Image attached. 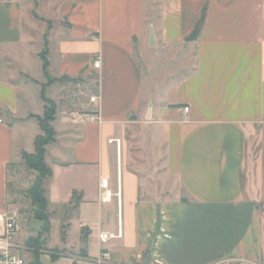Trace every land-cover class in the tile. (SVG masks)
Wrapping results in <instances>:
<instances>
[{
  "label": "crops",
  "instance_id": "crops-1",
  "mask_svg": "<svg viewBox=\"0 0 264 264\" xmlns=\"http://www.w3.org/2000/svg\"><path fill=\"white\" fill-rule=\"evenodd\" d=\"M46 44L49 75L74 79L46 87L57 104L45 157L49 204L80 199L86 244H99L87 259L108 249L104 264H264V0H0V215L10 205V168L34 152L41 133L32 115L44 113L48 80L43 66L34 76L31 59H42ZM89 75L97 102L80 90L58 107L56 93ZM92 110L99 120L88 119ZM144 122L157 131L150 170L128 140ZM60 141L65 159L53 154ZM119 171L120 215L117 199L100 201L101 179L117 190ZM170 179L180 197L169 194ZM119 217L123 237L103 243Z\"/></svg>",
  "mask_w": 264,
  "mask_h": 264
},
{
  "label": "rangeland",
  "instance_id": "rangeland-1",
  "mask_svg": "<svg viewBox=\"0 0 264 264\" xmlns=\"http://www.w3.org/2000/svg\"><path fill=\"white\" fill-rule=\"evenodd\" d=\"M41 12L48 18V20L53 16L50 12H46L43 9ZM26 14L28 15L27 12ZM48 20L45 22H41L40 20L37 21L40 27H44L48 24ZM33 36L36 41H40V43L35 45V48H42L45 42V39L42 37V29L37 33H34ZM31 62L34 76L37 77L40 76V74L42 75V59L36 56L31 59ZM83 80L84 83L82 85L77 84L75 87L70 86L66 92L59 93L58 91L56 93V96L59 99L58 107L59 105L60 108L65 105L67 106L68 101H74V96L80 90L83 91L84 97L86 96L90 101V97L96 94L97 77L89 75ZM40 90L39 87H36L33 90L34 110H40L41 108L42 100L39 98ZM48 95L55 98V88L49 89ZM148 125L147 122L139 124L134 129H131L128 135L129 143L132 146V149H134L133 153H135V156L136 154L138 155L135 159L136 162L140 164L145 163L147 166L152 160V154L156 152L155 139L157 134V131L152 126ZM57 126L58 129L61 130L62 127H59V123ZM64 144L63 141H60V144L53 146L52 150L54 157L58 159L67 158L68 149L64 148ZM157 153L159 160L160 151H157ZM162 156L163 155L161 154V157ZM106 167L110 170L112 176H115V159L108 163ZM150 167L151 166H148L149 170ZM153 169L154 167L151 168V170ZM37 175L38 173L29 169L25 165V162L20 164L17 163L10 168V205L7 211L13 215L16 214L17 216L18 229L13 238L14 246L18 250L17 252L22 254L31 263L37 261L36 254H38V262L40 264H93L95 260H88V253L90 252V254L94 256L98 255V240L91 237L89 243L86 244L87 233L83 229L82 223L80 221L78 222L79 209L73 206L75 200L70 204L62 206L49 204L47 213L50 216L51 229L47 233L42 230L44 222L38 218L36 211L37 204L32 201L29 192ZM169 188V194L174 191L176 194L175 197L180 195L181 192L178 187L177 179L169 180ZM110 205H116V198H114L113 204L111 203ZM30 238L38 240L40 245L35 247L30 246ZM153 264L158 263L155 262Z\"/></svg>",
  "mask_w": 264,
  "mask_h": 264
},
{
  "label": "trees",
  "instance_id": "trees-1",
  "mask_svg": "<svg viewBox=\"0 0 264 264\" xmlns=\"http://www.w3.org/2000/svg\"><path fill=\"white\" fill-rule=\"evenodd\" d=\"M37 16V15H36ZM38 17V16H37ZM203 24V17L196 25L195 31L192 34L191 38H195ZM48 54V47L47 44L44 48V50L40 53V57L43 60V71L45 73V76L47 77V83L42 84V91H41V97L44 101V113L43 115H32L35 117L41 128V133L37 135L35 138V150L32 153H29L27 151L22 152V158L25 162V165L32 170H35L38 175L37 178L30 188V197L32 201L37 204V216L40 220L44 222L43 225V231L49 232L51 229V223H50V216L47 213V208L49 206V198H48V190H47V183L53 176V170L50 165L46 162V153H47V146L50 143H53L56 141V130L53 125V122L56 119L57 115V104L56 102L46 96V87L51 85L54 82L57 81H63V80H74L70 79V77H61V78H52L49 75L48 72V66L49 61L47 58ZM74 207H79L80 199L76 198L74 199ZM38 240H34L33 238H30L29 245L30 246H39L40 242L38 243ZM38 254H36L37 261L32 264H40L38 262Z\"/></svg>",
  "mask_w": 264,
  "mask_h": 264
},
{
  "label": "built area",
  "instance_id": "built-area-1",
  "mask_svg": "<svg viewBox=\"0 0 264 264\" xmlns=\"http://www.w3.org/2000/svg\"><path fill=\"white\" fill-rule=\"evenodd\" d=\"M95 67L100 66V59H96L94 62ZM98 97L93 95L90 97V101L97 102ZM184 110L189 111V107H184ZM88 119L90 121H96L100 119V115L97 110L88 112ZM2 121V119H0ZM109 142H115L117 147H121L120 139H109ZM120 170V168H119ZM121 171L118 173L117 190H114L111 186L110 179L103 177L100 182L101 194L100 201L102 203H110L117 199L119 208V215L121 212L122 198H121ZM18 221L16 214H11L8 211L0 215V264H32L22 254L17 252V248L14 246L13 238L17 233ZM123 237L122 221L119 217L118 229L116 232L105 231L100 235L101 241L106 243L110 240L120 239ZM110 258V251L108 249H102L99 257L93 264H104L106 260ZM218 264H232L230 261H222Z\"/></svg>",
  "mask_w": 264,
  "mask_h": 264
}]
</instances>
